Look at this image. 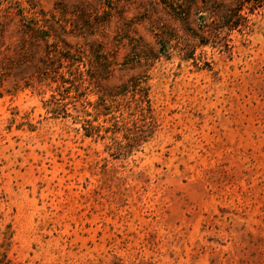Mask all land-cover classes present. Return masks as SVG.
Listing matches in <instances>:
<instances>
[{"label":"rangeland","instance_id":"1","mask_svg":"<svg viewBox=\"0 0 264 264\" xmlns=\"http://www.w3.org/2000/svg\"><path fill=\"white\" fill-rule=\"evenodd\" d=\"M0 264H264V0H0Z\"/></svg>","mask_w":264,"mask_h":264}]
</instances>
